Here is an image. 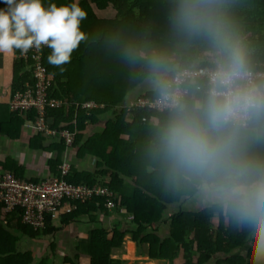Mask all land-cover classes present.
Masks as SVG:
<instances>
[{
  "label": "trees",
  "instance_id": "16d2710c",
  "mask_svg": "<svg viewBox=\"0 0 264 264\" xmlns=\"http://www.w3.org/2000/svg\"><path fill=\"white\" fill-rule=\"evenodd\" d=\"M70 2L43 0L44 6ZM78 3L87 13L80 28L88 33V39L73 51L68 63L60 66L49 64L47 56L51 50L42 48V63L50 79L45 91L47 97L59 102L58 106L45 109L44 118L47 127L56 132L75 131L72 146H78L80 155L87 151L95 157L93 170L78 171L71 167L67 180L105 187L114 195L111 208L106 206L105 196L95 194L83 202L74 200V209L63 206L59 213L60 227L80 216L92 223L85 241L74 249V257L65 256L63 261L79 264L85 256L90 264H117L111 252L121 246L129 233L139 249L146 245L149 258H163L170 264H248L237 226L210 206L199 203L192 209L185 207L196 196L194 192L162 188L155 173L147 170L142 142L163 113L135 105L139 98L149 101L157 98L147 84L149 73L143 66L123 62L110 38L116 34L134 35L159 45L184 71L205 68L206 51L196 43L180 44L171 35L167 20L169 0H78ZM0 7H4L2 2ZM106 9L112 12L108 17L100 13ZM229 11L248 45L252 70L264 69V0H229ZM12 77V93L28 87L35 90L36 81L23 58L15 57ZM199 79L190 78L193 82ZM89 101L97 106L82 108ZM6 104L3 109L10 119L4 116L0 120V134L16 138L19 125L13 118L18 117L22 123L33 126L36 132L30 141L33 147L36 140L39 148H43L42 135L52 139L43 150L57 152L55 158L50 157L49 164H54L51 176L58 175L64 140L34 127L38 114L33 106L19 110L13 109L9 101ZM104 117L102 131L83 141L82 132L87 126ZM0 166L22 178L21 167L10 159L0 162ZM6 206L7 202L0 199V264H53L49 250L45 253L38 247L33 250L25 246L34 237L59 229L51 223V216H45L44 228L34 229L23 220L22 206L14 204L9 210ZM111 214L118 215L117 222L106 226L94 218ZM50 246L54 248L52 243Z\"/></svg>",
  "mask_w": 264,
  "mask_h": 264
},
{
  "label": "clouds",
  "instance_id": "9594fccd",
  "mask_svg": "<svg viewBox=\"0 0 264 264\" xmlns=\"http://www.w3.org/2000/svg\"><path fill=\"white\" fill-rule=\"evenodd\" d=\"M0 2V54L44 45L48 63L60 66L88 39L78 0ZM167 20L178 43L207 53L195 82L159 45L134 35L110 38L123 62L147 70L163 113L142 142V158L162 188L194 192L237 226L248 264H264V76L252 70L229 0H169Z\"/></svg>",
  "mask_w": 264,
  "mask_h": 264
},
{
  "label": "crops",
  "instance_id": "0c3cea01",
  "mask_svg": "<svg viewBox=\"0 0 264 264\" xmlns=\"http://www.w3.org/2000/svg\"><path fill=\"white\" fill-rule=\"evenodd\" d=\"M101 15L106 17L110 16V9H106L100 12ZM108 13V14H107ZM14 50L11 53L0 54V120L5 117L10 119L5 105L9 101L11 91H12V75H13V64L15 60ZM151 86V85H149ZM132 96L131 98H133ZM129 98V99H131ZM4 107V109H3ZM13 120L19 125V135L16 138H8L7 135L0 134V162H4L7 159L17 163L21 167V175L24 179L38 180L44 177H49L54 172L50 166V157H56L55 150L46 152V149L43 150L45 146H49V143L52 141L49 137H45L43 140V148H39L37 141H34V147L30 144L31 139L34 134H36L32 125H28L26 122L22 123L18 117H14ZM19 121H21L19 124ZM106 118L100 119L97 123L93 125H88L86 130L82 132L83 141L89 138L95 133H99L104 128ZM81 141V143L83 142ZM36 142V143H35ZM47 146V147H48ZM65 146V145H64ZM78 146H70L64 148L61 154V162L66 160L70 164V168L74 167L78 171L84 170H93L95 167L94 155L90 154L87 151L81 152L79 154ZM90 156L91 162L86 163L87 157ZM58 165V167L60 166ZM11 167V165H10ZM1 172L12 173L11 170H3L0 166ZM98 223L102 222L103 225H109L111 222H117L115 215H98L94 217ZM51 223L58 227L59 229L54 233H49L45 235H40L39 237H34L32 240H29L26 244L28 249H31L33 242L41 243L43 242V250H49V259L53 264H70L69 262L63 261V257L70 256L74 257L75 248L78 243L85 241L87 237V231L92 227V223H87V217H79L77 220L66 224L63 227H60V214H54L51 217ZM33 241V242H32ZM130 239L124 236L122 244L119 248H115L111 252V256L117 261V264H170V262L163 258H149L144 250L138 251L134 243H130ZM53 244L54 248L50 246ZM129 245L132 248L129 250ZM53 249V250H52ZM79 264H90L88 257H82L79 260Z\"/></svg>",
  "mask_w": 264,
  "mask_h": 264
},
{
  "label": "built area",
  "instance_id": "2783aa9c",
  "mask_svg": "<svg viewBox=\"0 0 264 264\" xmlns=\"http://www.w3.org/2000/svg\"><path fill=\"white\" fill-rule=\"evenodd\" d=\"M32 47L21 53L20 50L16 53L18 58H23L26 61L28 69L31 71L32 77L35 79V90L30 87L21 91L15 90L11 93L9 102L13 109H26L33 106L38 114L34 127L38 130H44L46 135L63 139L66 148L70 147L74 141L75 131L63 129L56 132L55 129L47 127L44 118V111L47 107H56L59 102L55 99L47 97L45 89L50 85L46 67L42 63V48ZM189 78H202L205 68H197L193 70H185ZM258 76H264V70H253ZM138 107H149L154 111H161V106L158 103V98L149 101L146 98H139L134 101ZM82 108H91L97 106L92 101L84 102ZM70 172V164L63 160L59 166V174L45 177L33 182L30 180L19 179L9 172H0V199L7 202L6 208L9 210L14 204H19L23 207V220L32 228H44L45 216L59 213L64 207L70 206L72 209L75 206L72 204L74 200L85 201L90 199L93 194L105 196L106 206L113 207L111 197L114 195L105 187L93 186L89 187L81 183L75 184L69 182L66 177Z\"/></svg>",
  "mask_w": 264,
  "mask_h": 264
},
{
  "label": "rangeland",
  "instance_id": "374dc122",
  "mask_svg": "<svg viewBox=\"0 0 264 264\" xmlns=\"http://www.w3.org/2000/svg\"><path fill=\"white\" fill-rule=\"evenodd\" d=\"M110 13H112V12L110 11ZM107 14H108V13H107ZM147 84L151 85L150 80L147 82ZM123 103H124V102H123ZM112 110H113V114L116 113V112L114 111V109H112ZM109 115H112V113L110 112ZM105 118H106V117H105ZM100 124H104V122H102V123H100ZM90 162H91V158H90V156H88V157H87V160H86V163H90ZM193 198H194V199H193ZM199 203H200V202H199L198 198L195 196V197H192L191 200H189V202L186 203L185 207L188 206L187 208L192 209L194 206L197 207ZM200 204H201V203H200ZM201 205H202V204H201ZM167 211H169V210H167ZM115 217L118 218V215H115ZM125 236H126V238H129L130 241H131L132 243L135 244L134 246H136V243L133 241V239H131V235H130L129 233L126 234ZM32 242H33V241H32ZM131 242H130V243H131ZM25 246H27V245H25ZM43 246H44V245H43V242H41V243L33 242V244L31 245V247H29V248H32L33 250H35L34 248L38 247L39 250H41V249H43ZM136 247H137V246H136ZM136 249H137L138 251H140V250H144V251L146 252L147 247H146V245H144L143 247H140V249H139L138 247H137ZM39 250H37V251H39Z\"/></svg>",
  "mask_w": 264,
  "mask_h": 264
}]
</instances>
